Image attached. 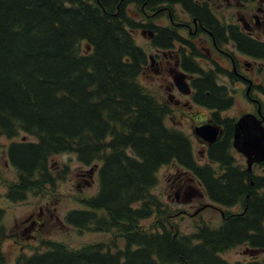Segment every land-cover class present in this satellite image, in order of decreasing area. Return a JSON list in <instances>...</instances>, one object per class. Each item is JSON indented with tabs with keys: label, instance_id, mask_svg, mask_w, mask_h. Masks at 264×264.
<instances>
[{
	"label": "trees",
	"instance_id": "16d2710c",
	"mask_svg": "<svg viewBox=\"0 0 264 264\" xmlns=\"http://www.w3.org/2000/svg\"><path fill=\"white\" fill-rule=\"evenodd\" d=\"M178 1L189 3L0 0V134L11 139L24 132L34 138L7 147L17 179L7 183L6 197L24 201L29 193L42 195L53 187L63 177L58 171L52 174L53 155L74 153L85 166L100 162L96 193L75 197L82 208L67 211L64 222L80 231H114L124 240L123 247L113 244L114 250L104 242L71 248L50 240L45 250L20 255L15 264H228L220 256L228 249L264 250V174L243 168L231 152L234 119H220L218 113L232 98L216 85L217 70L194 65L191 70L201 74L193 80L194 101L215 109L213 119L224 128L220 139L208 146L205 164L195 159L188 135L165 125V101L138 81L147 55L133 31L148 33L152 24L137 21L128 6L134 4L143 13ZM191 11L207 14L195 6ZM210 20L201 22L208 23L220 43L223 30L216 35ZM231 33L239 51L264 60V39ZM174 35L162 29L150 45L167 46ZM170 163L191 173L212 203L240 209L224 210L216 227L199 223L185 234L168 228L175 210L151 189L158 169ZM3 214L0 207V264L6 262ZM152 216L150 227L140 224ZM246 264H264V256Z\"/></svg>",
	"mask_w": 264,
	"mask_h": 264
},
{
	"label": "rangeland",
	"instance_id": "374dc122",
	"mask_svg": "<svg viewBox=\"0 0 264 264\" xmlns=\"http://www.w3.org/2000/svg\"><path fill=\"white\" fill-rule=\"evenodd\" d=\"M221 10V9H220ZM235 10V9H234ZM218 12V9L216 10ZM222 12L225 10L222 9ZM128 13L139 22L152 20V11H143L140 13L134 4L128 6ZM156 24H168L166 16L156 18ZM261 27L257 34L264 39V31ZM257 32V29H256ZM187 35V33H186ZM133 37L137 45L142 47L147 55V64L144 71L138 77L142 84L158 100L166 98V79L157 75L150 66L149 55L153 53L150 46L148 33L141 29L133 31ZM85 44H82V48ZM218 58V57H217ZM242 57L240 60L242 61ZM204 65V68H207ZM258 64H240V69L247 73V76L255 75ZM170 78V77H169ZM224 83L220 79V83ZM226 84V83H224ZM227 86L235 96L234 104L225 113V116L237 118L240 114L251 109L245 95V86L234 83H227ZM261 111L264 113V98H260ZM207 111L201 106H193L192 111L180 109L175 115L165 119L168 127L176 128L187 134L193 145L194 156L201 164L206 163L200 149V141L195 139L192 127L198 122L187 116L198 115L201 119L205 117ZM187 118V119H186ZM191 130V131H190ZM33 140L34 138L24 132H20L17 138L8 139L5 135L0 134V207L4 210L3 225L6 228L5 238L1 241V250L6 257L5 264H15V260L20 255H30L35 251H43L47 248L45 242L60 241L71 248H78L86 243L104 242L110 245L114 250L115 246L123 247L124 240L114 236L113 232L94 231V230H77L75 227L64 222L63 218L66 212L72 208H82L74 199L94 195L98 189L97 167L99 162L89 166L82 165L74 153H59L49 158V166L52 174L56 175L57 171L61 172L62 178L55 180L53 187H47L42 195L29 193L24 201H10L6 197V184L17 179L16 170L10 165L7 159L6 150L10 142L19 139ZM232 154L236 157L237 163L245 165L244 157L231 148ZM175 163L161 166L157 171L158 182L151 189V192L171 210H187L188 215L174 214L170 217L172 229L179 233H191L195 229V224L203 221L208 222L211 226H218L221 222L220 211H236L239 206L221 207L213 204L204 193L198 180L189 173H184L182 168L179 169ZM215 165V164H214ZM216 166V165H215ZM92 169L91 181L87 180L88 171ZM254 173H263L264 167H254ZM210 204V205H209ZM213 204V206H212ZM205 205V206H204ZM204 206L203 210L196 213L198 207ZM36 220V221H35ZM33 221V222H32ZM155 221V217L142 220L140 224L143 227H150ZM115 244V246H113ZM221 256L228 264H246L250 260H259L264 256V250L256 252L244 251L243 247L228 249L222 252Z\"/></svg>",
	"mask_w": 264,
	"mask_h": 264
},
{
	"label": "flooded vegetation",
	"instance_id": "af4514ba",
	"mask_svg": "<svg viewBox=\"0 0 264 264\" xmlns=\"http://www.w3.org/2000/svg\"><path fill=\"white\" fill-rule=\"evenodd\" d=\"M192 6H195L198 10L205 8L207 14L204 12H197L198 15L195 14L191 11ZM217 9L218 12L216 11ZM222 9L225 12H222ZM164 15L168 19V24H156L154 20ZM202 18L204 21L212 19L210 21L213 22L211 25L215 30V34L218 35V29L221 28L225 40L218 43L215 40L214 33L209 29L208 23L202 24ZM150 22L152 24V28L149 31L150 39H157L158 33L162 29L175 34L170 38L167 46L150 45L151 49L154 50L149 55L150 66L157 75L166 79L165 89L167 95L166 98L161 99L168 105V114L165 119L175 115L180 109H187L191 112L193 106H201L207 111L204 118L201 119L198 115L192 117L190 114L187 116L198 122L197 125L192 127L193 132L196 127L206 124H211L218 128V135L211 142L197 136L194 132L195 139L201 143L200 152L207 163V148L211 143L220 139L224 128L213 119V114L217 112L215 109H209L194 101L195 87L193 86V80L200 78L201 74L191 72L192 66H198L203 71L216 69V85L224 86L227 90V95L232 98V104L227 109L219 111L218 117L220 119H234L231 136V146L233 148L232 140L235 121L245 113L257 115V110L261 109L260 98H264V60L239 51L237 43L232 37L234 34L232 35L231 32L238 30V32L246 36L259 37V34H257L258 30L263 27L262 30L264 31V0H189L187 6L180 1L165 2L155 5L152 9V20ZM240 57L243 58L242 61ZM240 64H245L246 66L258 64L255 75L248 77L247 73L240 69ZM204 65L208 67L204 68ZM145 67L146 65L144 69ZM220 79L226 84L220 83ZM227 83H239L245 86V99L251 105L250 110L240 114L237 118L223 114L232 107L235 99ZM235 160H237L236 157ZM92 171V169L88 171V178L91 177ZM184 173L189 172L185 170ZM176 210L175 214H189L187 210H179L177 208ZM197 210L200 211L201 208L198 207ZM167 222V227L172 229L171 220L169 219ZM201 223H206V221L202 220Z\"/></svg>",
	"mask_w": 264,
	"mask_h": 264
},
{
	"label": "water",
	"instance_id": "95a60500",
	"mask_svg": "<svg viewBox=\"0 0 264 264\" xmlns=\"http://www.w3.org/2000/svg\"><path fill=\"white\" fill-rule=\"evenodd\" d=\"M259 115L263 119L260 110ZM262 119L252 113H245L234 124L232 144L246 158L247 168L253 162L264 161V126ZM195 133L207 141H213L218 135V128L211 124L196 127Z\"/></svg>",
	"mask_w": 264,
	"mask_h": 264
}]
</instances>
